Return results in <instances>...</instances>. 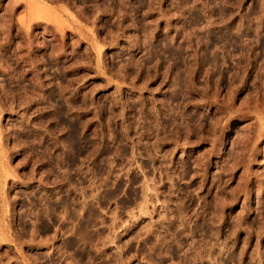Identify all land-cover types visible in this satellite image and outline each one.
Returning <instances> with one entry per match:
<instances>
[{
    "label": "rangeland",
    "instance_id": "374dc122",
    "mask_svg": "<svg viewBox=\"0 0 264 264\" xmlns=\"http://www.w3.org/2000/svg\"><path fill=\"white\" fill-rule=\"evenodd\" d=\"M0 264H264V0H0Z\"/></svg>",
    "mask_w": 264,
    "mask_h": 264
},
{
    "label": "bare ground",
    "instance_id": "6f19581e",
    "mask_svg": "<svg viewBox=\"0 0 264 264\" xmlns=\"http://www.w3.org/2000/svg\"><path fill=\"white\" fill-rule=\"evenodd\" d=\"M18 3H19V2H18ZM27 4H28V3H27ZM16 6H17V5H16ZM30 16H31V17H30V20H34V19H38L39 17H42V15H41L39 12L36 11V13H35L34 10H33V14H30ZM24 18H25V17H24ZM30 20H29V21H30ZM14 21H15V20H14ZM17 21H18V20H17ZM20 21H21V20H20ZM29 21H28V22H29ZM34 21H35V20H34ZM3 26H4V25H3ZM26 26H27V25H26ZM27 27H28V26H27ZM27 27H26V28H27ZM2 29H3V28H2ZM21 31H22V30H21ZM26 31H27V34H26V35L29 37L30 34H31V32H29V31H31V30L28 31V29H27ZM17 32H18V31H17ZM20 33H21V32H20ZM4 35H5V34H4ZM29 38H30V37H29ZM12 41H13V40H12ZM29 41H30V40H29ZM26 45H27V44H26ZM36 62H37V61H36ZM36 79H37V78H36ZM38 85H39V84H38ZM50 91H51V90H50ZM55 94H56V93H55ZM52 95H53V94H52ZM60 96H61V95H60ZM58 99H59V98H58ZM55 100H56V99H55ZM54 102H55V101H54ZM55 103H56V102H55ZM53 104H54V103H53ZM56 105H57V104H56ZM50 106H51V105H50ZM52 106H53V105H52ZM54 106H55V105H54ZM57 106H58V105H57ZM59 106H60V104H59ZM55 107H56V106H55ZM52 109H53V107H52ZM59 110H60V107H59ZM48 111H49V110H48ZM54 111H55V110H54ZM56 111H57V109H56ZM56 111H55V112H56ZM67 111H68V110H67ZM52 114H54V113H52ZM55 114H56V113H55ZM67 114H68V113H67ZM57 117H58V116H57ZM68 118H69V117H68ZM57 119H58V118H57ZM74 122H75V121H74ZM69 126H72V125H69ZM69 126H67V127H69ZM58 127H60V125H59ZM70 128H72V127H70ZM48 129H49V128H48ZM54 129H55V128H54ZM73 129H74V128H73ZM49 130H50V129H49ZM52 130H53V129H52ZM59 130H60V129H59ZM75 130H76V129H75ZM68 132H69V131H68ZM55 134H56V133H55ZM68 135H69V134H68ZM74 135H76V134H74ZM65 136H66V135H65ZM70 136H72V134H71ZM66 137H67V136H66ZM74 137H75V136H72V137H70V138L68 137V138H69V142H70V146H71V147H72V146L75 147V146H74V141H75ZM76 137H77V136H76ZM43 138H44V137H43ZM63 138H64V137H63ZM58 139H59V138H58ZM77 139H78V138H77ZM33 140H34V139H33ZM65 140H66V139H65ZM25 142H26V141H25ZM30 142H31V141H30ZM44 142H45V141H44ZM66 142H67V140H66ZM62 143H63V142H62ZM67 143H68V142H67ZM46 145H47V144H46ZM78 145H79V143H78ZM76 146H77V144H76ZM31 147H33V146H31ZM51 148H52V147H51ZM69 149H70V148H69ZM74 149H75V148L71 149V151H73ZM63 150H64V149H63ZM48 152H49V151H48ZM51 153H52V152H51ZM72 153H75V152H72ZM47 154H48V153H47ZM38 156H39V155H38ZM62 156H63V155H62ZM64 156H65V155H64ZM64 156H63V157H64ZM72 156L74 157V155H72ZM59 157H60V156H59ZM65 157H66V156H65ZM86 157H87V156H86ZM42 158H43V157H42ZM66 158H67V157H66ZM43 159H44V158H43ZM46 159H47V158H46ZM56 159H57V158H56ZM74 159H75V158H74ZM40 160H42V159H40ZM62 161H63V162H66L67 160L64 161V160L62 159ZM62 161H61V162H62ZM55 162H56V161H55ZM75 163H76V162H75ZM61 165H62V164H61ZM73 166H74V165H73ZM76 167H77V166H76ZM71 168H73V167H71ZM71 168H70V166H68L67 169L69 170V169H71ZM68 170H67V171H68ZM70 172H71V171H70ZM66 174H67V172H66ZM66 174H65V175H66ZM67 175H68V174H67ZM68 176H70V175H68ZM68 176H67V177H68ZM71 176H72V175H71ZM67 177H66V178L64 177V179H67ZM69 178H70V177H69ZM69 178H68V179H69ZM68 183H69V182H68ZM70 184H71V183H70ZM70 184H69V185H70ZM71 188H72V187H71ZM69 194H70V193H69ZM66 204H67V201H66V203H65L64 205L66 206ZM68 205H69V203H68ZM70 205H71V204H70ZM49 206H50V205H49ZM49 206H48V209H49ZM62 206H63V205H62ZM50 208H52V207H50ZM67 209H68V208L66 207V211H67ZM52 210H53V208H52L50 211H52ZM46 211H47V210H46ZM44 212H45V211H44ZM68 212H69V211H68ZM42 214H43V213H42ZM50 214H51V213H50ZM43 215H44V214H43ZM69 216H70V214H69ZM71 216H72V215H71ZM72 217H73V216H72ZM72 217H71V218H72ZM89 218H90V217H89ZM68 219H69V217H68ZM72 219H73V218H72ZM51 220H52V219H51ZM73 220H74V219H73ZM42 221H43V220H42ZM71 221H72V220H71ZM86 221H87V220H86ZM86 221H85V222H86ZM48 223H49V222H48ZM87 223H88V221H87ZM61 224H62V223H61ZM65 224H66V223H65ZM84 224H86V223H84ZM41 225H42V224H41ZM46 226H47V222H43V227H44V229H45ZM48 226H49V225H48ZM48 226H47V227H48ZM61 226H62V225H61ZM78 226H79V225H78ZM85 226H86V225H85ZM85 226H84V227H85ZM41 227H42V226H41ZM63 227H64V226H63ZM65 227H66V226H65ZM48 228H49V227H48ZM67 228H68V227H67ZM81 228H82V225H81ZM44 229H43V230H44ZM68 229H70V228H68ZM71 229H73V228H71ZM73 230H74V229H73ZM79 230H80V229H79ZM83 230H86V228H85V229L83 228ZM71 231H72V230H71ZM76 231H77V230H76ZM82 232H84V231H82ZM87 232H88V231H86V233H87ZM77 233H78V232H77ZM77 233H76V234H77ZM80 233H81V231H80ZM86 233H85V235H86ZM89 233L91 234V232H89ZM89 233H87V235H86L85 237H88V238H89V237H90V235H88ZM83 234H84V233H83ZM78 235H79V234H78ZM81 236H82V234H81ZM74 237H75V236H74ZM83 237H84V236H83ZM85 237H84V238H85ZM80 238H81V237H80ZM84 238H83V239H84ZM91 238H93V237H91ZM81 239H82V238H81ZM87 240H90V239H87ZM91 241H92V239H91ZM91 241H90V244H91ZM93 241H94V240H93ZM67 242H68V241H67ZM80 242H81L80 239H78V238L76 239V237H75V238H72V239L70 240V244H71L72 246H74V247H77V246L79 247V245L82 244V243H80ZM68 243H69V242H68ZM83 243H84V242H83ZM86 243H87V241H86ZM82 245H83V244H82ZM84 246H85V243H84ZM84 246H83V248H84ZM70 247H71V246H70ZM74 247H73V248H74ZM81 249H82V248H81ZM82 250H83V249H82ZM84 252H85V251H84Z\"/></svg>",
    "mask_w": 264,
    "mask_h": 264
}]
</instances>
